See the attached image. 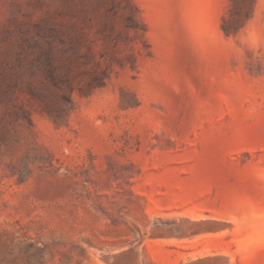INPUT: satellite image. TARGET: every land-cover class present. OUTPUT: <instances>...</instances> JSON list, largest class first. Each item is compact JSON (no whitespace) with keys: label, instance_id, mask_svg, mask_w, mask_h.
Segmentation results:
<instances>
[{"label":"rangeland","instance_id":"374dc122","mask_svg":"<svg viewBox=\"0 0 264 264\" xmlns=\"http://www.w3.org/2000/svg\"><path fill=\"white\" fill-rule=\"evenodd\" d=\"M0 264H264V0H0Z\"/></svg>","mask_w":264,"mask_h":264}]
</instances>
